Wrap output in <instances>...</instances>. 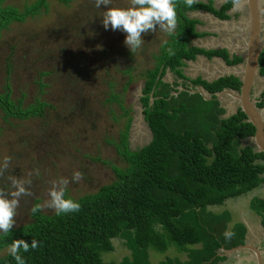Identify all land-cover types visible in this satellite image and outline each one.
<instances>
[{
	"label": "trees",
	"instance_id": "1",
	"mask_svg": "<svg viewBox=\"0 0 264 264\" xmlns=\"http://www.w3.org/2000/svg\"><path fill=\"white\" fill-rule=\"evenodd\" d=\"M4 1L0 0V36L11 24L47 11L48 6L47 0H35L17 9L5 6ZM237 1L227 0L215 9L209 3L170 0V11L159 9L176 28L153 56L155 66L140 75L139 102L150 142L135 151L129 149L128 118L116 146L126 165L113 167L115 180L78 199L65 196L64 206L53 215L35 210L32 223L0 233V250L13 249L0 257V264H218L226 260L218 255L221 249L244 245L242 224L228 230L227 212L215 215L207 210L264 184V154L241 147L242 140L254 135V127L239 109L225 118L226 110L216 100V94L225 89L238 92L241 82L234 76L207 82L184 74L187 63L197 56L220 58L229 66L242 63L238 56L229 59L225 50L190 45L201 34L195 30L198 21L188 18V13L205 11L228 20L227 12ZM258 62V73L264 77V48ZM167 71L172 83L165 81ZM196 88L208 92L210 100L193 93ZM11 94L5 83L0 92L4 120L42 117L49 107L42 101L24 107L22 99L15 100ZM259 99L257 108H264V91ZM111 100L121 106L118 96L112 95ZM250 209L264 226V199L253 198ZM113 239L124 242L129 256L119 263H105L101 253L113 250ZM170 248L182 256L150 261V249L164 253Z\"/></svg>",
	"mask_w": 264,
	"mask_h": 264
},
{
	"label": "rangeland",
	"instance_id": "2",
	"mask_svg": "<svg viewBox=\"0 0 264 264\" xmlns=\"http://www.w3.org/2000/svg\"><path fill=\"white\" fill-rule=\"evenodd\" d=\"M34 1L5 0L4 5L23 9ZM47 5V11L11 24L0 36V92L8 83L11 97L22 99L24 107L36 101L49 105L42 117L26 120H4L0 110V233L32 223L35 210L53 215L64 206L65 196L78 199L113 182V167L126 165L116 146L128 118L129 149L150 142L140 114V75L155 66L153 56L176 28L158 12L170 11V0H47ZM261 8L264 20V0ZM195 75L188 71L189 77ZM263 91L260 77L252 94L259 98ZM112 95L121 106L109 101ZM229 101L222 99L223 104ZM241 147L255 149L249 138ZM246 197L207 210L227 212L229 230L241 222L228 206L247 207ZM112 245L111 252L101 253L105 263L129 256L121 239ZM12 251L3 248L0 257ZM171 256L182 255L173 248L149 250L152 263Z\"/></svg>",
	"mask_w": 264,
	"mask_h": 264
},
{
	"label": "crops",
	"instance_id": "3",
	"mask_svg": "<svg viewBox=\"0 0 264 264\" xmlns=\"http://www.w3.org/2000/svg\"><path fill=\"white\" fill-rule=\"evenodd\" d=\"M192 1L202 2L205 4L209 3L212 4L215 9H219L227 0ZM207 13L208 12L205 11H195L188 13V17L190 19L198 21L195 26V30L197 33L201 34L200 37L192 40L190 45L200 49L206 48L207 51L227 49V53H229L230 55L234 54L244 60L245 52L244 50H242V47L244 46L243 37H246V26L244 25V20L248 17L247 8H245V6H242L229 11L228 15L230 16V21L228 20L226 24L217 21ZM194 62H196L198 65H191L192 62H190L191 64L188 62L186 67L184 68V74L187 77H189L188 71L191 73L195 72V77H189L192 79L199 77L200 75L204 76V74H206V76L209 75L211 79H205L206 76L204 78H201L204 80H213L222 75L226 76L235 73V70L231 67H228L226 63L220 58H213L208 60L204 56H197ZM170 80L173 81L172 75L167 71L165 81L169 82ZM226 98L232 100V98H230L229 96H225L223 99ZM230 103L231 101L221 104V106L225 110L227 109L226 112L228 114L232 112V110L228 108ZM244 195L237 198H244ZM246 195L248 202L247 207L245 206V204L241 205L242 203H236L229 205L228 208L229 211H231L234 215H237L236 217L238 218V221H240L241 224L246 228V244L248 250L246 252H240V254L227 256L225 261L218 264H254V261H256L257 253L255 252V250H251L252 248L250 247L252 246L254 248H257L254 245V240L257 241L259 239V242L264 240L262 237H260L262 236L261 234H263L264 236V228L257 226L256 223L261 222V218L257 214H252V212L254 211L250 209L249 202L253 198L261 199L262 197H264V184L246 193ZM237 198L233 199L236 200ZM245 208H247L248 212L245 211ZM259 248L258 251L261 256V264H264L262 252H260ZM251 252L254 254V257H252Z\"/></svg>",
	"mask_w": 264,
	"mask_h": 264
},
{
	"label": "water",
	"instance_id": "4",
	"mask_svg": "<svg viewBox=\"0 0 264 264\" xmlns=\"http://www.w3.org/2000/svg\"><path fill=\"white\" fill-rule=\"evenodd\" d=\"M242 6L247 7L248 10V17L244 20V25L246 26V37H243L244 46L242 47V50H244L245 52V57L242 63L238 64L237 66H233V68L231 67L235 70V73H233L232 75H235L237 78H239L241 86L238 92L225 89L220 93H217L216 100L219 101L220 104H222V99L225 96H229L230 98H232L233 101L231 100V103L228 107L232 110V112L229 114L226 112L224 117L226 118L234 115L238 109L243 112L246 116V122L250 123L255 129L254 135L249 138L255 147V152L264 154V108H257L256 105L260 102V99L254 97V95L252 94L256 79L261 77L258 73V60L260 53L264 48V30L262 26L264 20L262 19L261 12L262 0H238L231 11L237 7ZM207 14L223 24H226L229 20H220L213 14ZM221 77H225V75H222L218 78ZM216 79L208 81L212 82ZM169 83H172V81L170 80ZM181 90V87L178 88V92H180ZM193 93H199L204 98V100H210V95L203 88H200V90L196 88ZM176 94L177 93H172L171 96ZM152 101L153 100L151 98V102ZM142 111L143 109L141 108V115ZM247 248L248 247L245 241V244L243 246H239L228 251L221 249V253H219L218 255L230 256L233 254H240V252H246V250H248ZM251 250H255V252L257 253L256 263L261 264V256L258 249L252 248Z\"/></svg>",
	"mask_w": 264,
	"mask_h": 264
},
{
	"label": "flooded vegetation",
	"instance_id": "5",
	"mask_svg": "<svg viewBox=\"0 0 264 264\" xmlns=\"http://www.w3.org/2000/svg\"><path fill=\"white\" fill-rule=\"evenodd\" d=\"M245 8H247V7H245ZM229 11H231V10H229ZM228 11V12H229ZM248 11V10H247ZM228 12H227V14H228ZM226 52H228L227 50H225ZM229 54V53H228ZM232 56H236V55H234V54H229V59H232ZM227 65V64H226ZM238 65V64H237ZM237 65H234V66H237ZM228 67H232L233 68V66H229V65H227ZM226 76H234V77H236L235 75H226ZM260 98V97H259ZM258 98V99H259ZM258 215V214H257ZM259 216V215H258ZM263 228H264V226H263ZM261 237V236H260ZM262 238L264 239V237L262 236ZM245 241H246V236H245ZM247 242V241H246ZM245 244V243H244ZM254 245L257 247V249L260 247L261 248V246L263 247L260 251L262 252V256H263V262H264V240H262L261 242H259V239L257 240V241H255L254 240ZM250 248H254V247H250ZM259 248V249H260ZM247 251V250H246ZM252 253V252H251ZM252 257H254V254L252 253ZM254 264H257L256 263V261H254Z\"/></svg>",
	"mask_w": 264,
	"mask_h": 264
},
{
	"label": "clouds",
	"instance_id": "6",
	"mask_svg": "<svg viewBox=\"0 0 264 264\" xmlns=\"http://www.w3.org/2000/svg\"><path fill=\"white\" fill-rule=\"evenodd\" d=\"M238 2V1H237ZM213 59V58H212ZM112 241V240H111ZM220 253H221V251H220ZM233 255H236V254H233ZM226 258H227V256H225Z\"/></svg>",
	"mask_w": 264,
	"mask_h": 264
}]
</instances>
